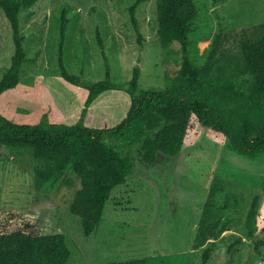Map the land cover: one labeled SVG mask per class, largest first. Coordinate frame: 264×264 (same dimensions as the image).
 <instances>
[{
	"label": "rangeland",
	"instance_id": "obj_1",
	"mask_svg": "<svg viewBox=\"0 0 264 264\" xmlns=\"http://www.w3.org/2000/svg\"><path fill=\"white\" fill-rule=\"evenodd\" d=\"M196 1L197 29L190 36L202 38L201 51L221 27L230 37L227 46L233 48L237 32L264 21V0ZM133 2L38 0L23 8L27 59L17 87L0 95V113L22 122L74 123L84 116L89 124L101 126L113 125L125 115L131 97L124 89L102 93L84 115L88 89L64 79L60 52L69 71L86 82L105 78L108 61L117 82L129 81L139 65L140 88H164L166 74H175L179 65L163 59L156 0H145L136 10L142 41L129 10ZM63 10L68 23L61 47ZM14 49L12 29L0 8V78ZM199 127V132L188 135L177 156L160 154L149 164L137 150L135 177L149 192L136 206V219L123 221L108 212L100 226L86 234L81 218L69 209L79 179L73 180L74 186L61 183L51 190L37 189L32 154L6 145L0 146V209L27 208L51 216L66 235L70 264H101L141 255L148 257L149 264H264V158L240 156L230 150L223 134ZM217 176L224 179L225 189L216 200L230 223L214 243L196 247L198 223ZM257 196L258 216L251 235L246 217ZM208 247L212 249L205 260Z\"/></svg>",
	"mask_w": 264,
	"mask_h": 264
},
{
	"label": "trees",
	"instance_id": "obj_2",
	"mask_svg": "<svg viewBox=\"0 0 264 264\" xmlns=\"http://www.w3.org/2000/svg\"><path fill=\"white\" fill-rule=\"evenodd\" d=\"M37 1L0 0L15 47L0 78V95L20 82L27 59L20 14ZM143 1L134 0L129 7L140 41L136 10ZM156 10L163 59L179 65L175 74H166L164 88H140L139 65L129 81L117 82L108 61L105 78L86 82L69 71L60 52L64 79L88 89L84 115L90 104L110 89H124L130 95L125 115L115 124L92 125L84 116L74 123L22 122L0 113V146L32 154L37 189L51 190L61 183L74 186L73 180L79 179L80 187L69 209L81 218L86 234L94 232L108 212L119 220L136 219V206L149 192L135 177L137 150L149 164L155 163L160 154L177 156L188 135L199 132L200 125L227 137L234 153L250 160L264 158V21L237 32L233 48L227 46L230 37L221 27L201 51L202 38L190 36L197 29L196 0H156ZM67 23L64 11L61 47ZM99 43L104 48L102 38ZM104 55L108 60L105 51ZM224 189V179L215 177L198 223L196 247L214 243L228 229L230 219L216 200ZM258 208L257 196L246 217L251 235ZM211 249L204 250L205 260ZM71 255L66 235L51 216L42 217L39 210L27 208L0 209V264H70ZM101 264H149V260L141 255Z\"/></svg>",
	"mask_w": 264,
	"mask_h": 264
}]
</instances>
